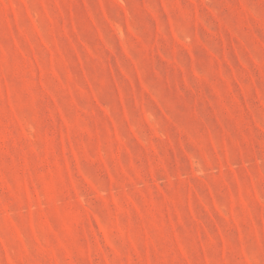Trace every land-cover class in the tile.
<instances>
[{
    "label": "rangeland",
    "instance_id": "rangeland-1",
    "mask_svg": "<svg viewBox=\"0 0 264 264\" xmlns=\"http://www.w3.org/2000/svg\"><path fill=\"white\" fill-rule=\"evenodd\" d=\"M0 264H264V0H0Z\"/></svg>",
    "mask_w": 264,
    "mask_h": 264
}]
</instances>
